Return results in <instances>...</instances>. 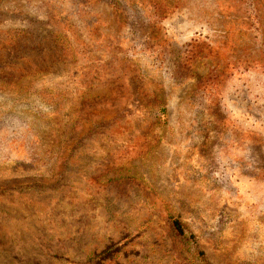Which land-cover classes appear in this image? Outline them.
I'll use <instances>...</instances> for the list:
<instances>
[{
    "label": "rangeland",
    "instance_id": "rangeland-1",
    "mask_svg": "<svg viewBox=\"0 0 264 264\" xmlns=\"http://www.w3.org/2000/svg\"><path fill=\"white\" fill-rule=\"evenodd\" d=\"M0 264H264V0H0Z\"/></svg>",
    "mask_w": 264,
    "mask_h": 264
},
{
    "label": "trees",
    "instance_id": "trees-1",
    "mask_svg": "<svg viewBox=\"0 0 264 264\" xmlns=\"http://www.w3.org/2000/svg\"><path fill=\"white\" fill-rule=\"evenodd\" d=\"M172 224H173V227L174 229L179 233V234H183V228L181 226V223L178 219L174 218L172 220Z\"/></svg>",
    "mask_w": 264,
    "mask_h": 264
}]
</instances>
